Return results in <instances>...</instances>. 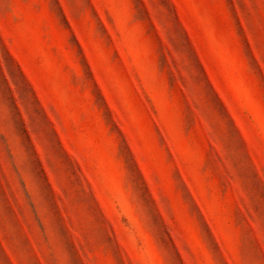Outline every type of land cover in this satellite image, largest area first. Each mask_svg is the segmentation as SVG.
Segmentation results:
<instances>
[{"label":"rangeland","instance_id":"rangeland-1","mask_svg":"<svg viewBox=\"0 0 264 264\" xmlns=\"http://www.w3.org/2000/svg\"><path fill=\"white\" fill-rule=\"evenodd\" d=\"M0 264H264V0H0Z\"/></svg>","mask_w":264,"mask_h":264}]
</instances>
